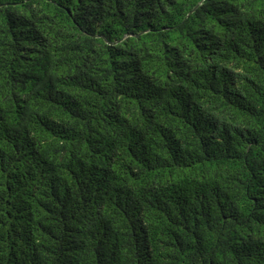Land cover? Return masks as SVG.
<instances>
[{"label": "trees", "instance_id": "obj_1", "mask_svg": "<svg viewBox=\"0 0 264 264\" xmlns=\"http://www.w3.org/2000/svg\"><path fill=\"white\" fill-rule=\"evenodd\" d=\"M0 264H264V0H0Z\"/></svg>", "mask_w": 264, "mask_h": 264}]
</instances>
